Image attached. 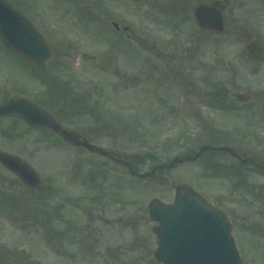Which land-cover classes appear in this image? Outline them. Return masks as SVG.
Here are the masks:
<instances>
[{
	"label": "rangeland",
	"instance_id": "obj_1",
	"mask_svg": "<svg viewBox=\"0 0 264 264\" xmlns=\"http://www.w3.org/2000/svg\"><path fill=\"white\" fill-rule=\"evenodd\" d=\"M66 1H28L46 16L35 24L55 59L44 71L34 67L28 83L21 60L0 44L3 79L18 85L24 80L34 100L64 125L135 162L139 173L162 168L146 178L133 176L103 155L5 120L2 135L8 128L26 132L25 145L9 131L14 139L1 137L0 149L29 162L41 186L32 193L2 173L0 264H161L154 256L156 224L147 208L152 198L174 199V189L157 186L161 172L226 211L242 264H264L263 173L239 165L228 153L204 152L196 161L166 168L202 146L228 145L264 163V0H144L143 16L119 23L120 31L108 17L112 14L104 13L111 0H77L86 19L56 20L50 5ZM99 1L104 6H97ZM201 3L223 7L221 34H205L196 26L193 11ZM250 42L258 45L253 54L247 50ZM105 51L116 57L109 71L96 64ZM220 90L226 94L222 104L211 97ZM236 92L251 94V100L238 101ZM213 162L227 166L228 173Z\"/></svg>",
	"mask_w": 264,
	"mask_h": 264
},
{
	"label": "water",
	"instance_id": "obj_2",
	"mask_svg": "<svg viewBox=\"0 0 264 264\" xmlns=\"http://www.w3.org/2000/svg\"><path fill=\"white\" fill-rule=\"evenodd\" d=\"M196 17L206 31L217 33L224 29L222 10L216 6L202 5L197 9ZM0 39L10 50L39 65L46 66L54 58L45 38L28 18L5 0H0ZM248 49L253 52L256 45L249 44ZM97 63L110 69L115 58L110 53H102ZM236 98L245 102L250 95L237 93ZM8 115H17L35 128L53 130L73 145L106 154L100 147L90 144L82 134L64 128L53 114L24 97L15 96L0 104V116ZM221 149L235 153L227 146ZM0 161L27 185L37 187L40 184L36 171L21 158L0 152ZM182 161L176 159L169 166ZM157 184L168 188L174 186L171 177L165 174L159 176ZM175 188L173 203L167 204L158 198L149 202L150 218L158 223L154 228L158 238L156 259L163 264H242L227 215L190 185H177Z\"/></svg>",
	"mask_w": 264,
	"mask_h": 264
},
{
	"label": "flooded vegetation",
	"instance_id": "obj_3",
	"mask_svg": "<svg viewBox=\"0 0 264 264\" xmlns=\"http://www.w3.org/2000/svg\"><path fill=\"white\" fill-rule=\"evenodd\" d=\"M10 4H12L13 6H15L18 10H20L22 13H24L33 23L35 22H42L45 21V17L46 16H40V9L38 7H36V5H32L29 4L28 1L29 0H19L18 2L21 3V6L19 5V3L14 2L13 0H7ZM93 1V0H92ZM112 1V5H109V7L107 8L106 14H112L109 15V19L112 21V24L114 23H124V22H129L130 21V17L131 16H138V17H142L143 16V10H142V6L140 5V3H143L144 0H111ZM181 2H185V0H181ZM100 6H104V3L99 1V3H97ZM203 4V3H201ZM51 14L53 17H56V20L65 22V21H70V22H74L77 19H82V17H84L85 19L88 17V15L84 14L83 8L81 7V4L79 1L77 0H67L66 2H53L51 5ZM196 8V7H195ZM195 8L193 11V20L195 21ZM97 9V8H96ZM106 9V8H105ZM87 13V12H86ZM172 13V11H171ZM91 17V19L93 18V14L89 15ZM121 29H117L116 31H120ZM1 44V49L2 51H6L12 55H14L15 57H17L19 60H21L22 64H21V74L26 77L27 82L29 83L31 77L34 75V65L33 63L21 58L20 56H18L17 54L11 52L10 50H8L6 47L3 46V44L0 42ZM39 67V66H38ZM42 68V70L44 71V69H47V67L43 68V67H39ZM2 70V68H1ZM0 70V103L4 102L5 100H7L8 98L12 97V96H16V95H20L23 96L25 98L31 99L33 101L34 98L32 97L33 95V90L30 88L31 86H28L25 84L24 80H23V84L22 85H18L17 82L12 81L11 79H3V75H1V73L3 71ZM205 72L204 76L207 75V71L203 70ZM7 76H9L8 74H6ZM20 79V77H19ZM22 79V78H21ZM3 80L5 81V84L3 83ZM9 85L11 86L9 89ZM5 89H9V91L4 92ZM38 102V101H36ZM41 106H43L44 108H46L43 104H41L40 102H38ZM47 109V108H46ZM54 116L59 120V118L56 116V114H54ZM7 118V119H5ZM5 120H11L12 123L19 125L23 131L24 129L26 131L28 130H32V131H38V132H49L48 130H38V129H34L31 126H29L22 118L14 115V116H9V117H0V124L3 123ZM60 121V120H59ZM1 129V127H0ZM5 131V135H2V131L0 130V138L2 137L3 140H10L14 139L13 135H9V133L11 132V134L13 133H17L16 138L20 137L19 140L21 142V145L23 146V144L25 145V139H26V132L21 133V131H17L11 128V130L8 129H4ZM10 131V132H9ZM57 136L63 141V143H65V145H69L62 137H60L58 134ZM87 138V137H86ZM90 141V140H89ZM30 145H33V142L29 143ZM27 145V143H26ZM6 152L15 154L17 156H20L19 154H17V152H14L13 150H10L8 148H5ZM1 150V149H0ZM5 152V150H3ZM213 151V150H211ZM22 157V156H20ZM238 161L241 162V158H245L243 156H240L239 154H237V156H234ZM250 158V162L249 164H244L245 167L249 168V169H253L255 170V172H257V170L259 168H262L264 170V165H259L257 163L256 160H254L251 157H247ZM23 159V158H22ZM242 163V162H241ZM0 170H2V172H0V179H6V177L2 176V173H9L11 175L14 176L16 182L23 184L25 186V188L27 190H30V192L34 193V189L27 187L21 180L19 177H17L12 171H10L8 168H6L1 162H0ZM6 173V174H7ZM8 174V175H9ZM9 180V179H8ZM12 183V180H9ZM12 185H16V184H12Z\"/></svg>",
	"mask_w": 264,
	"mask_h": 264
}]
</instances>
